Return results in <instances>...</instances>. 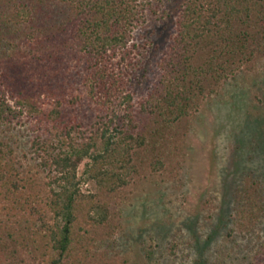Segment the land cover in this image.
<instances>
[{"label":"trees","instance_id":"trees-1","mask_svg":"<svg viewBox=\"0 0 264 264\" xmlns=\"http://www.w3.org/2000/svg\"><path fill=\"white\" fill-rule=\"evenodd\" d=\"M158 9L154 0H0V264H25L21 250L33 264L97 261L93 233L111 218L101 195L127 186L142 149L168 144L204 96L264 58V0H184L137 106L129 44ZM29 123L27 149L16 131ZM85 179L97 192H83ZM253 181L235 194L243 216L261 201Z\"/></svg>","mask_w":264,"mask_h":264},{"label":"rangeland","instance_id":"rangeland-1","mask_svg":"<svg viewBox=\"0 0 264 264\" xmlns=\"http://www.w3.org/2000/svg\"><path fill=\"white\" fill-rule=\"evenodd\" d=\"M154 1L159 12L139 23L129 44L136 64L128 68V87L137 106L158 80L157 62L184 2ZM87 106H78L85 122ZM83 130L90 134V123ZM16 132L28 149L35 135L30 123ZM166 136L170 142L162 148L141 150L138 171L127 186L101 195L111 218L93 233L99 259L91 255L89 262L264 264V58L221 82ZM30 160L29 171L43 180L37 161ZM85 167L78 169L81 177ZM251 181L261 190V201L253 214L243 216L235 194ZM81 188L97 192L93 180H83ZM19 255L33 264L25 250Z\"/></svg>","mask_w":264,"mask_h":264}]
</instances>
